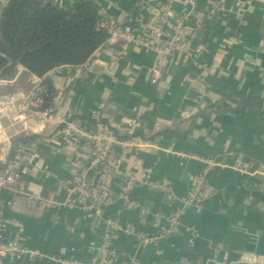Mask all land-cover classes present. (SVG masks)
Masks as SVG:
<instances>
[{
    "label": "crops",
    "instance_id": "obj_1",
    "mask_svg": "<svg viewBox=\"0 0 264 264\" xmlns=\"http://www.w3.org/2000/svg\"><path fill=\"white\" fill-rule=\"evenodd\" d=\"M93 1L101 21L129 23L155 43L141 23L162 3L167 34L184 24L172 54L110 38L85 64L45 75L52 113L88 131L101 122L120 138L133 130L134 139L149 143L148 150L131 149L120 169L149 170L150 179L137 174L132 184L130 199L139 208L124 200L123 181L114 179L113 202L99 215L66 209L68 188L96 182L89 146L68 150L59 138L38 141L17 189L0 190V216L20 225H9L5 239L16 237L44 258L14 264H58V256L89 263L106 244L118 262L138 264H245L238 262L245 254L264 256V0ZM14 77L3 87L29 88V73L16 68L4 79ZM198 176L208 196L172 228L169 217Z\"/></svg>",
    "mask_w": 264,
    "mask_h": 264
},
{
    "label": "built area",
    "instance_id": "obj_2",
    "mask_svg": "<svg viewBox=\"0 0 264 264\" xmlns=\"http://www.w3.org/2000/svg\"><path fill=\"white\" fill-rule=\"evenodd\" d=\"M43 1L62 7L65 2L73 4L81 0ZM183 1L192 3V0ZM167 7L166 4L162 3L157 11H153L149 18L141 23L148 36L160 41L157 43L146 37L137 36L134 27L129 23L114 20L101 21L99 19V26L107 30L108 39L117 38L124 44L143 48L161 56L169 55L174 52L176 43L186 32L183 21L177 22L168 34L165 32L164 27L168 25ZM16 68L19 71H26L20 65H17ZM29 74V88L27 90L11 93L0 92V190L15 191L17 189L28 165L29 151L38 141L59 138L68 150H75L82 145H88L90 149L89 163L97 175L94 184L81 180L68 188L64 202L66 209L79 208L86 213L99 215L113 202L111 187L114 179L123 181L122 197L124 200L131 207L139 208V204L130 199L132 184L137 174H140L144 181H148L151 172L137 169L135 174H132L122 171L120 166L126 160L131 149L142 147L148 150L151 145L134 139L133 130L129 131L126 138H120L101 122L97 123L94 131H88L82 128L77 121L52 113L49 107L45 105V97L48 96L46 74L43 77ZM159 77V69H152L151 83L155 84ZM15 78L4 79L0 77V88L5 84H12ZM97 116L94 115V118H98ZM49 126L51 128H48ZM115 147L119 148V152L111 160ZM246 167L244 165L241 169L246 170ZM207 196L206 184L202 176H198L188 190L182 207L171 213L169 217L171 227L178 225L185 210L197 205L201 199ZM107 224L110 229L114 227L111 220H107ZM9 225L20 229L17 222L0 216V264H14L23 257L42 260L43 255L37 251L22 248L16 237L11 240L5 239L4 234ZM55 260L58 264H138L134 258L118 262L115 252L107 244L101 249V255L93 258L89 263H81L65 256L55 257ZM238 262L245 264L264 263V256L245 254L239 258Z\"/></svg>",
    "mask_w": 264,
    "mask_h": 264
},
{
    "label": "trees",
    "instance_id": "obj_3",
    "mask_svg": "<svg viewBox=\"0 0 264 264\" xmlns=\"http://www.w3.org/2000/svg\"><path fill=\"white\" fill-rule=\"evenodd\" d=\"M108 38L93 0L72 8L43 0H7L0 15V77L12 76L17 65L38 77L60 66H81ZM20 83L26 85L24 76ZM4 90L14 92L12 87ZM51 93L48 83L46 106Z\"/></svg>",
    "mask_w": 264,
    "mask_h": 264
},
{
    "label": "rangeland",
    "instance_id": "obj_4",
    "mask_svg": "<svg viewBox=\"0 0 264 264\" xmlns=\"http://www.w3.org/2000/svg\"><path fill=\"white\" fill-rule=\"evenodd\" d=\"M4 89H5L4 87H1V88H0V92H5Z\"/></svg>",
    "mask_w": 264,
    "mask_h": 264
},
{
    "label": "water",
    "instance_id": "obj_5",
    "mask_svg": "<svg viewBox=\"0 0 264 264\" xmlns=\"http://www.w3.org/2000/svg\"><path fill=\"white\" fill-rule=\"evenodd\" d=\"M5 3H6V1H5L4 4L2 5V7H1V11H2V9H3L4 5H5Z\"/></svg>",
    "mask_w": 264,
    "mask_h": 264
}]
</instances>
